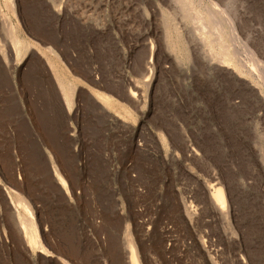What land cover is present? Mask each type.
<instances>
[{"label":"rangeland","instance_id":"rangeland-1","mask_svg":"<svg viewBox=\"0 0 264 264\" xmlns=\"http://www.w3.org/2000/svg\"><path fill=\"white\" fill-rule=\"evenodd\" d=\"M14 3L25 50L0 55V264H127L125 234L139 264H264V0ZM16 195L47 253L25 245Z\"/></svg>","mask_w":264,"mask_h":264},{"label":"bare ground","instance_id":"bare-ground-1","mask_svg":"<svg viewBox=\"0 0 264 264\" xmlns=\"http://www.w3.org/2000/svg\"><path fill=\"white\" fill-rule=\"evenodd\" d=\"M15 3H14V0H0V20H2V31L6 34V36L8 38H1L0 37V55L2 57V59L4 60V62L7 64H9L10 61V57H9V54H8V44L9 46L11 45V47L13 48V56H14V59L18 62V60H20L21 56H22V53L23 51L25 50V45H24V40H22L21 38L18 37L17 35V32L15 30V27L13 25V23L11 22V17L9 15V13L11 12H15ZM201 17V16H200ZM199 17V18H200ZM196 20H198L196 18ZM200 20V19H199ZM199 23V21H197ZM229 32L231 34V36H235L237 35L236 33V30L234 28V26H229ZM205 32V29L204 31ZM245 43V42H243ZM242 43V45H243ZM239 45H240V42H239ZM245 45V44H244ZM243 45V48L242 50H239V52L241 51V54L246 56V58H250L251 57V54L250 52L251 51H248L250 48L248 47V49L246 48V45L244 46ZM242 47V46H241ZM240 47V48H241ZM253 53V52H252ZM222 55V54H221ZM12 58V57H11ZM238 58V57H236ZM13 59V58H12ZM218 60V59H217ZM218 61H221L220 63H222V61H230V62H234V57H227V56H224L222 55V58L221 60H218ZM218 63V62H217ZM218 63V64H220ZM222 65V64H221ZM223 66H225L223 64ZM246 72V71H245ZM150 76V75H148ZM146 78V80H148V77ZM151 78V77H150ZM62 91V90H61ZM63 96L66 100V104L68 106V108H71L72 105H73V99H72V96H71V92L67 89V88H63ZM8 111V109H7ZM53 172L55 174V177L57 179V181L59 182L60 186H61V190L63 191V193L65 194H69V191H68V186L65 182V180L63 179V177L56 171L55 168H53ZM44 170V169H43ZM45 180V179H44ZM31 183V182H30ZM41 183V182H40ZM50 184V183H48ZM34 185V184H33ZM32 185V186H33ZM35 186V185H34ZM52 186V185H51ZM54 188V187H53ZM8 192V191H7ZM10 196V194H9ZM17 196V199H16V202H13L12 201V198L10 197V203L15 207H13L15 209V219H16V226H17V230H19V233L22 235L23 239H24V243L25 245L34 253L36 251H39L41 253H47V248H45V246H43L41 243H40V240L38 238V235H37V226L35 225L34 221H33V215H32V210H31V207L29 205V202L27 200H24V198H22L20 195H16ZM45 197V196H43ZM42 197V198H43ZM211 199L212 201L217 205V207H219V209L223 212H225V199H224V195H223V192H222V189L221 187H216V188H212V193H211ZM42 202H43V199H42ZM43 204V203H42ZM19 209H23L25 212H27L29 218H27L26 216L24 215H21L20 212H19ZM7 216V214H6ZM14 218V216H13ZM12 222V220L9 219V222ZM15 221V220H14ZM8 222V223H9ZM14 226L13 225V229H14ZM9 228V227H7ZM15 229V230H16ZM17 232V231H16ZM16 232H10L11 234L15 233ZM14 235V237H16ZM62 234V233H61ZM20 235V236H21ZM113 236V235H112ZM21 237V238H22ZM64 237V236H63ZM115 236H113L114 238ZM127 234L124 235V237L122 238V243H123V255H124V261L127 263V264H139V260L137 258V253H136V249L134 247V245L131 243V241H129V239L127 238ZM13 238V237H12ZM18 238V241L21 240L22 242V239L19 237H16ZM111 238V237H110ZM67 239V238H66ZM72 239V238H71ZM17 240V239H16ZM14 240V241H16ZM113 240V239H112ZM65 241V240H63ZM111 241V239H110ZM17 242V241H16ZM115 242V241H114ZM18 243V242H17ZM23 243V242H22ZM19 244V243H18ZM115 244V243H114ZM25 245H22L25 246ZM116 245V244H115ZM70 246V245H69ZM21 247V246H20ZM19 247V248H20ZM21 247V248H22ZM26 247V248H27ZM17 248V247H16ZM25 248V247H24ZM75 248V247H74ZM71 250V249H70ZM74 250V249H72ZM71 250V251H72ZM115 250V249H114ZM20 251V249H19ZM18 251V252H19ZM26 251V250H25ZM17 252V250H16ZM21 252V251H20ZM23 252V250H22ZM24 253V252H23ZM20 253H17L16 255H18ZM22 254V253H21ZM20 254V255H21ZM73 254V253H72ZM19 257V256H18ZM17 259V257H16ZM20 260V259H19ZM22 260L23 259V256H22ZM20 260V261H22ZM18 261V260H17ZM15 260V262H17ZM18 261L17 263L18 264H21L23 262H20ZM16 263V264H17ZM67 263V262H66ZM25 264V262L23 263Z\"/></svg>","mask_w":264,"mask_h":264}]
</instances>
